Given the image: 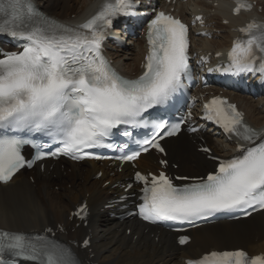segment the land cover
Instances as JSON below:
<instances>
[{"label":"snow or ice","instance_id":"obj_1","mask_svg":"<svg viewBox=\"0 0 264 264\" xmlns=\"http://www.w3.org/2000/svg\"><path fill=\"white\" fill-rule=\"evenodd\" d=\"M132 7L131 0H105L90 19L70 27L39 16L30 0H0V34L24 41L22 50L0 54V182L7 184L21 168L32 167L34 161L26 159L22 146L34 137L51 141L34 144L35 160L58 155L100 159L88 150L114 147L105 141L121 125L148 127L141 122L144 114L165 105L182 87V77L189 70L188 28L162 11L147 25L149 50L138 78L119 75L103 56L102 42L113 18L128 14ZM241 8L250 10L251 5L237 0L235 13ZM196 19L203 22L199 16ZM239 31L247 39L234 41L224 71L264 76V24L253 21ZM204 109L205 118L229 137L254 146H239L240 155L219 160L206 177H175L190 181L181 185L163 171L158 175L137 172L136 180L143 185L138 212L142 219L194 223L218 213L264 209V139L255 143L260 134L244 123L242 113L226 99L213 97ZM152 129L150 139L136 141L139 150L117 159L134 161L149 147L163 153L159 141L176 135L180 124L159 122ZM123 135L131 133L125 130ZM52 144L56 145L53 151H41ZM85 213L82 205L74 215L84 219ZM188 239L180 237L179 244H187ZM83 243L87 247L88 241ZM21 262L77 264L70 249L46 236L0 230V264ZM186 264H264V255L212 251Z\"/></svg>","mask_w":264,"mask_h":264},{"label":"bare ground","instance_id":"obj_2","mask_svg":"<svg viewBox=\"0 0 264 264\" xmlns=\"http://www.w3.org/2000/svg\"><path fill=\"white\" fill-rule=\"evenodd\" d=\"M47 15L67 22L75 23L91 14L102 0H31ZM165 5V2L162 1ZM262 15L264 16V1ZM168 5L166 8H169ZM179 12L188 14L191 8H198L207 17L208 22H215L209 29H218L222 33L218 39L195 38L192 40L194 50L214 52L216 48L227 44L232 36L231 29L240 24L245 15H230V0H187L174 5ZM258 14V13H257ZM228 19L229 24H222L221 19ZM127 49L112 52L111 56L122 72L137 71V65L143 50L142 41L127 40ZM241 107L248 121L253 125L264 124V96L250 99L248 96L234 94L232 97ZM214 152H228L232 146L222 139H213L204 135ZM168 158L177 162L178 167L189 172L209 167L211 162L196 152L192 143L186 137H178L168 141ZM151 156L139 161L140 165H148ZM96 170L89 162H84L73 172L61 178L58 170L36 173L33 183L25 174L15 175L7 184L0 185V227L18 230L43 228L55 222L68 224L66 217L73 204L80 198H85L91 209V216L86 228L77 227L74 232H68L65 238H77L82 233L91 235V250H76L83 264H184L186 258L198 255L207 249L243 245L249 252H264V229L261 213H255L246 219L217 222L196 228L192 232V241L187 249L176 246L172 236L160 231L157 241L144 231L137 221L127 224L112 222L100 210L98 200L104 199L108 188L103 187V180H111L107 171L102 177L94 179ZM125 170V168H123ZM53 173L58 180H53ZM54 182V183H53ZM61 186L55 190L52 185ZM66 185V186H65ZM87 193V194H86ZM129 228L127 235L124 228ZM135 236V237H134ZM91 256V257H90Z\"/></svg>","mask_w":264,"mask_h":264},{"label":"rangeland","instance_id":"obj_3","mask_svg":"<svg viewBox=\"0 0 264 264\" xmlns=\"http://www.w3.org/2000/svg\"><path fill=\"white\" fill-rule=\"evenodd\" d=\"M181 171H183V172H186L187 170H182V169H180ZM191 171H192V169H191Z\"/></svg>","mask_w":264,"mask_h":264}]
</instances>
